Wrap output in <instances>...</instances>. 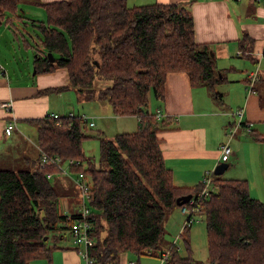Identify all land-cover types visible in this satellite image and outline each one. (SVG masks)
<instances>
[{"label":"trees","instance_id":"16d2710c","mask_svg":"<svg viewBox=\"0 0 264 264\" xmlns=\"http://www.w3.org/2000/svg\"><path fill=\"white\" fill-rule=\"evenodd\" d=\"M31 2L46 13L45 20H33L40 32L36 73L65 69L69 83L54 90L73 88L81 99L108 103L116 116L140 117L134 132L113 138L100 134V165L88 159L86 167L82 145L90 138L86 131L91 126L83 116L58 113L57 118L29 121L36 125L39 151L59 156L62 164L73 160L69 170L83 174L89 185V235L95 244L88 253L94 264H123L122 255L129 251L154 256L162 245L167 215L188 205L177 203L184 195H191L196 214L204 216L208 258L195 260L185 237L188 254L182 255L173 243L167 264H264V202L251 196L246 179L214 172L208 196H197L202 182L176 185L160 137L174 121L166 115L158 119L149 108L151 98L165 101L167 77L175 72L186 73L193 87L207 86L215 99L221 96L216 87L227 80L226 71L217 67L208 45L197 43L190 4ZM19 12V0H0V22ZM248 41V36L241 38V48ZM10 114V119L16 118L13 108ZM247 125L241 129L264 143V133ZM39 160L40 155L33 169L0 168V264H29L41 256L53 264L56 243L64 234L71 235L68 214H60L51 182L53 174L61 172L59 164L41 166ZM71 216L70 224L78 218ZM191 226L182 236H189Z\"/></svg>","mask_w":264,"mask_h":264},{"label":"crops","instance_id":"0c3cea01","mask_svg":"<svg viewBox=\"0 0 264 264\" xmlns=\"http://www.w3.org/2000/svg\"><path fill=\"white\" fill-rule=\"evenodd\" d=\"M131 1L137 3L133 5L155 2L189 3L195 21L197 43L206 44L211 48L219 69L225 70L226 73L234 69L239 71V73L230 72V75H234V77L230 79L226 75L227 80L218 85H225L232 80L239 83L237 90L233 92L229 87H225L226 85L224 86L225 89L222 87L224 91L220 93L222 103L215 100L207 86L193 87L186 73L176 72L170 73L167 77L165 101L153 98L149 101V108L152 110L154 108L155 111L161 109L166 116L173 119L175 124L171 125V129L160 134L161 149L166 166L175 175L176 169L169 163H174L177 167L181 164L186 166L185 162L189 158L196 162L195 166L178 167L174 182L175 180L180 181L182 183L180 186H193L189 185L188 182L195 181L194 185H196L201 182L207 172L212 171L218 165L221 157V146L228 141L229 128L236 120L233 113L237 109L245 107V120L251 123L253 129L264 131V76L261 72L264 68L259 72V79L252 93L248 92L245 85L248 74H244L253 69V64L257 63L258 60L257 54L264 49V4H259L254 0H242L241 2L236 0ZM26 3L38 7L31 0H27ZM9 21L12 19L6 18L5 22L3 21L6 24L5 27L0 22V40L5 36L3 31L7 26H10ZM244 36H248L249 41L245 42L244 48H241L240 41ZM4 42L5 46L0 44V48L7 47L6 40ZM235 55L238 57L235 58ZM15 60L18 62V67L13 71L19 69V74L17 72L11 73L7 65L8 63L11 64V59H6L3 52L0 51V65L3 68V73L0 75V155L7 156L11 151L15 152L17 146L22 144L26 151L29 147L34 152L36 155L35 163L38 164L40 151L37 141L36 143L33 140L30 141L25 136L30 130H34L33 127L35 128V124L29 121L44 118L51 113L79 115L82 112L79 109L80 104L85 99H81L73 88L62 91L54 90L57 87H66L69 83L67 70L59 68L54 72L41 74L35 72L36 74L33 75L30 65L22 72V66L26 63V56L19 55L18 58L16 56ZM230 93L234 96V105L225 104V98ZM7 101H12L13 115L17 118V129L10 135L5 132V126L12 114L2 107V103ZM101 104L105 106L106 103ZM155 105L156 107H154ZM235 108L236 110H234ZM98 110L99 112L93 115L105 118L100 108ZM135 118L137 119V117ZM259 123L261 125H258ZM241 128L230 140L233 152L228 161L231 159L242 165L246 163L248 157L245 152L247 150L253 152L248 162L257 168L255 170L252 167L249 170L246 169L237 178L246 179L249 182L250 193H252L258 185L264 184V143L256 142ZM23 160L30 161L31 159L27 153H24ZM67 182L64 181L63 183ZM254 197L258 198L255 195ZM70 212L75 213L74 209ZM60 214L68 213L60 212ZM56 245L59 248L52 253L53 264H82V258L77 253L75 246L72 248L70 244H61V246L56 243ZM123 255L122 263H124ZM46 263L47 260L43 257L32 261L30 264Z\"/></svg>","mask_w":264,"mask_h":264},{"label":"rangeland","instance_id":"374dc122","mask_svg":"<svg viewBox=\"0 0 264 264\" xmlns=\"http://www.w3.org/2000/svg\"><path fill=\"white\" fill-rule=\"evenodd\" d=\"M19 1H20L19 16L18 17H14L12 15L7 16V18H11L12 21H9L10 26H7L6 29L3 31L5 32V36L0 40L1 46H5L4 41L6 40L7 47H1L0 51L3 52L6 59H11V64L10 63L7 64L8 67L10 68L9 70L11 71V73L20 72L19 69L13 71L18 67V62L15 60V58L16 56L18 58L19 55L20 56L23 55L26 56V63L22 66V72L28 65H30L31 72L33 75H35L36 74L34 68V59L36 56L35 47L38 46L37 44H40L39 41L40 32L38 30L37 25L33 23L34 22L33 20H36L37 22L39 20H45L46 13L44 9L31 6L30 3H26L27 0H19ZM127 4L133 6V4H137V3H133L130 0L127 1ZM5 26L6 24L3 23V27ZM237 57L238 56L235 55V58ZM263 60L264 59H262L260 62V71L262 68H264V62L262 63ZM253 65H254L252 66L253 69L257 68L258 66L256 65V63H254ZM263 70L261 71L262 76H264ZM230 72L239 73V71L236 69ZM230 72L226 73V75L228 76V78L232 79L234 75H230ZM244 74L247 75L248 71L245 72ZM241 83L243 84V82ZM225 85L217 86L216 87L217 93L224 92L222 90V87L224 88V86L229 87L231 92H233L234 90H237L239 83H236L232 80V82L228 81V83ZM245 85L248 88L247 81ZM221 99L222 96H218V99L215 100L220 101L222 103ZM83 101L84 102L80 104V108H79L80 110H82L80 115L83 114L87 115L91 119V121L95 123V126L89 127L86 131V133L90 136V138L86 139L82 145L83 153L86 158L83 162L85 167L88 165V159H91L94 163H96V165L98 164L100 165L101 150H100V140L98 136L101 134L102 136H105L107 138H113L115 135L120 133L134 132L139 127L138 120L134 116L116 117L115 115H112L113 112L111 106L106 102L105 103L107 105L105 104L104 106L103 104H101L104 102H101L98 99L94 101H86V100ZM225 104L226 105L235 104L234 96L231 93L226 96ZM154 107H156V105ZM99 108L101 112H103L105 118L93 115L99 112L98 110ZM236 108L234 110H236ZM153 110L155 111L156 109L153 108ZM258 125H261V123H259ZM33 129L34 130H30L29 133H27L25 136H27L30 141L33 140V142L36 143L37 141L36 125L35 128L33 127ZM260 132H264V131H260ZM230 146L232 148L231 144ZM24 153L25 154L27 153V156L31 159L30 161L23 160ZM245 154L248 155V157L246 159V163L242 165H239V163H235L231 159L227 161V163H229L230 166L222 174L224 178L237 179L246 169L249 170L252 167V169L254 168L255 170V168H257L254 165H252L251 162H248L249 157L253 155V152L247 150ZM2 156L3 154L0 155V168H8L13 170H18L23 168L33 169L36 164L35 163L36 155L34 154V152L29 147H27V151H26L22 144L17 146V151L15 152L11 151V153H9L7 156H3V157ZM195 163L196 162L191 158H189V160H186L185 162L186 166L189 167L195 166ZM169 164H172L173 167L176 169L174 175L175 178L178 167L186 168L184 164L178 165L177 167L174 163H169ZM64 168L68 171V174L65 175L61 172L55 173L51 178V182L58 194V209L60 210V212L70 214L71 210L74 209V211L76 212L78 208L82 207L83 195H82V190L79 188L77 184H75L78 173L71 172L68 168V164H65ZM214 169H212V171ZM203 178L201 179V181L203 180ZM64 181L65 182L68 181V182L63 183ZM194 182L192 183L188 182V184L194 185L195 184ZM174 183L178 186L182 185L180 181L175 180ZM254 191L251 193L252 194L251 196L253 197L254 195L258 196V198H260L261 201L264 202V184L261 183L260 185H258V187ZM86 202L87 199H85V203ZM186 216L187 215L183 212L181 208H177L174 211L170 212L167 215L164 224L165 233L161 245L162 249L161 248L158 249V251L155 252L154 256L138 255L135 252L129 251L123 255L124 256L123 264H160L161 258L157 256L161 252H166L173 243H175L179 247L182 255H187L188 250H186L187 247L183 240V238L185 237L189 242L190 252H191L190 254L192 255V257L197 261H201V262L206 261L208 258V242H207L206 223L204 216H201L200 214H195L194 215L195 222L191 226L189 236L186 235L182 236L183 229L186 224V218H187ZM51 244H53V240L51 241ZM57 244L58 245L70 244V247L72 248H74L75 246L74 238L67 233L63 235V237L57 242ZM75 249L77 250V247H75ZM41 258H43V256H41L39 259ZM82 264H87L84 257L82 258Z\"/></svg>","mask_w":264,"mask_h":264},{"label":"built area","instance_id":"2783aa9c","mask_svg":"<svg viewBox=\"0 0 264 264\" xmlns=\"http://www.w3.org/2000/svg\"><path fill=\"white\" fill-rule=\"evenodd\" d=\"M237 1H241V0H237ZM254 1L259 3V4H264V0H254ZM257 57H258V60L256 63V65H258L257 68L249 71L248 75H247V80H248V88L247 89H248L249 93H252L254 91L255 84H256L257 80L259 79L260 62L262 59H264V49L257 54ZM2 73H3V68L0 65V75ZM2 107L5 108V110L10 112V111H12L13 103H12V101L4 102V103H2ZM233 114L236 116V120L233 123V125H231L229 128L228 141L221 146V157H220L219 163L227 162L229 157L232 155L230 140L232 139V137L235 136V134L237 133V130L239 128L243 127L244 123L248 124L247 129H249L251 126V123L247 122L245 120V117H244L245 116V107H241V108L237 109ZM70 115H74V114L70 113ZM49 116H51L53 118H57L58 113H51V114H49ZM81 116H83V119L89 121V125L91 127H93L95 125L94 122H92L91 119L87 115L83 114ZM164 116H165V114L163 113V111L161 109H158L156 111V117L158 119H160ZM137 119L139 121L140 117L137 116ZM16 129H17V119L12 118L7 122V124L5 126V132L8 135H10ZM47 163L59 164V168H60L61 173L65 174V175L68 174V171L64 168L65 164H62V160L59 156H57V155L51 156L47 152H44L43 150H41L40 151L39 165L43 166ZM72 163H75V162L73 160H70L66 164H72ZM213 172H214V170L207 172L205 174L203 180L201 181L203 183V185H202L201 190H199L197 193V196L199 198H202L203 196H208L209 193L214 189V185H213V181H212ZM76 184L82 190L83 203H82V207L78 208V210L75 212V215L78 218L75 221H73L72 224H70L69 222L71 220L72 213L68 214L69 218H68V223L66 225L68 227H70V234L74 238V244L77 247H79V250H78L79 255L82 258L83 257L85 258L87 264H94L93 258L90 257L89 253H88V249L90 247L94 246V244H95V239L89 235V231L91 229V223H90L88 217L90 215L91 210L86 205L87 202L85 203V199H87V201H88V198H89V194H88L89 185L86 182H84L83 174H78ZM181 209L187 215L186 217H189V220L186 221V224L184 226V229H185L186 227L192 225L195 222L194 215L197 213V209L195 208V200L191 197L189 202H188V205L182 207ZM184 229H183V231H184ZM148 252L150 254V251H147V253ZM160 258H161L160 264H167L169 261V249L166 252H162Z\"/></svg>","mask_w":264,"mask_h":264},{"label":"water","instance_id":"95a60500","mask_svg":"<svg viewBox=\"0 0 264 264\" xmlns=\"http://www.w3.org/2000/svg\"><path fill=\"white\" fill-rule=\"evenodd\" d=\"M49 57L52 56V53H48ZM228 163L227 162H221L220 164H218L215 169H214V173L216 175H222L228 168ZM191 198V195H184L182 197H180L177 201V203L179 205H183L185 204L186 202H188Z\"/></svg>","mask_w":264,"mask_h":264}]
</instances>
